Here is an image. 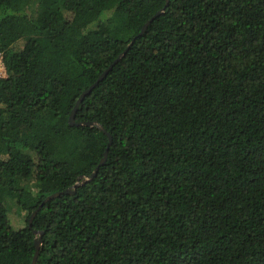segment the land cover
<instances>
[{"label": "trees", "instance_id": "16d2710c", "mask_svg": "<svg viewBox=\"0 0 264 264\" xmlns=\"http://www.w3.org/2000/svg\"><path fill=\"white\" fill-rule=\"evenodd\" d=\"M166 3L0 0V264H264V0Z\"/></svg>", "mask_w": 264, "mask_h": 264}, {"label": "water", "instance_id": "95a60500", "mask_svg": "<svg viewBox=\"0 0 264 264\" xmlns=\"http://www.w3.org/2000/svg\"><path fill=\"white\" fill-rule=\"evenodd\" d=\"M169 5V0H167V3H166V6L164 7V8H162L161 10H159L158 12H156V14H154L145 24H144V26L142 27V29H141V31H140V33L138 34V35H142L145 31H146V29L148 28V26L159 16V15H161L163 12H164V10L166 9V7ZM137 37V36H136ZM136 37L135 38H133V40L131 41V43L129 44V46H128V48H126V50H124V52H122L119 56H118V58L116 59V60H114V62L106 69V70H104V72L99 76V78H98V80L95 82V83H93L87 90H85L81 95H80V97L78 98V100H77V103H76V106H75V108H74V110L72 111V114H71V116H70V118H69V122H70V125H77V126H81V125H88V126H94L95 125V123L94 122H92V121H88V122H77L76 121V112H77V109H78V107H79V105H80V103L82 102V100L92 91V89L93 88H95V86H96V84L99 82V81H101V80H103L104 79V77L109 73V71L114 67V65L116 64V63H118V61L126 54V52H127V50L129 49V47L132 45V43L135 41V39H136ZM99 127L103 130V131H105V129L101 126V125H99ZM109 140H110V144L112 143V137H111V135L109 134ZM108 148H109V146L106 148V150H105V152H104V156H103V158L100 160V163H99V165L95 168V170H94V172L90 175V176H84V175H81L80 177H79V180H78V182L74 185V188H76V187H78L80 184H83V183H85L86 181H88L89 179H91V178H93L96 174H97V172H98V169H99V167L101 166V165H103L104 164V162L106 161V159H107V156H108ZM75 191L74 190H72L71 188H68V189H66V190H64V191H59V192H55V193H53V194H50V195H48L44 200H43V202H42V204H40V206L33 212V214L31 215V217L29 218V227H31L32 226V222H33V219L35 218V216L37 215V213H38V211L42 208V206L45 204V203H47L48 201H50V200H52V199H55V198H57V197H59L60 195H62L63 193H74ZM36 234H38V231L37 230H35L34 231ZM42 233L43 232H40V237H41V235H42ZM40 245H41V239L39 238V239H37L36 240V248H37V250H36V254H35V256H34V259H33V261H32V264H36V262H37V258H38V255H39V248H40Z\"/></svg>", "mask_w": 264, "mask_h": 264}, {"label": "rangeland", "instance_id": "374dc122", "mask_svg": "<svg viewBox=\"0 0 264 264\" xmlns=\"http://www.w3.org/2000/svg\"><path fill=\"white\" fill-rule=\"evenodd\" d=\"M7 207H8V217L11 220L14 228L18 229L20 226L24 225L25 221L19 217V214L17 213L16 208L15 207L11 208L8 203H7ZM0 208H1V205H0Z\"/></svg>", "mask_w": 264, "mask_h": 264}, {"label": "built area", "instance_id": "2783aa9c", "mask_svg": "<svg viewBox=\"0 0 264 264\" xmlns=\"http://www.w3.org/2000/svg\"><path fill=\"white\" fill-rule=\"evenodd\" d=\"M6 76V67L2 57L0 56V77Z\"/></svg>", "mask_w": 264, "mask_h": 264}]
</instances>
